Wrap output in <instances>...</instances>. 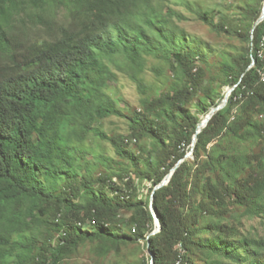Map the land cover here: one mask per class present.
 Returning <instances> with one entry per match:
<instances>
[{"label": "trees", "instance_id": "obj_1", "mask_svg": "<svg viewBox=\"0 0 264 264\" xmlns=\"http://www.w3.org/2000/svg\"><path fill=\"white\" fill-rule=\"evenodd\" d=\"M263 1L234 18L195 11L245 45L222 51L207 79L206 42L175 24L165 0H0V264H62L87 242L99 256L146 245L150 201L161 225L148 237L152 264H264V238L228 219L236 207L264 217V150L249 148L264 143ZM147 56L167 64L168 86L144 77ZM112 66L144 95L138 108L107 92ZM223 86L226 104L192 146ZM110 116L126 120V135L102 128Z\"/></svg>", "mask_w": 264, "mask_h": 264}, {"label": "rangeland", "instance_id": "obj_2", "mask_svg": "<svg viewBox=\"0 0 264 264\" xmlns=\"http://www.w3.org/2000/svg\"><path fill=\"white\" fill-rule=\"evenodd\" d=\"M167 6L174 10L177 14L181 15V19L174 18L177 26L184 29L187 33L195 35L204 40L209 48L206 57L207 62L202 66L206 68V78H212L219 73V61L221 59L220 53L222 51H240L245 45L242 44L236 37L232 35L217 34L211 31L207 24L200 21L195 11L196 10H214L218 15L226 14L228 17L234 18L238 15L240 6L246 0H165ZM152 68H158L161 76H157ZM109 80L107 92L118 100L119 106L127 109H135L139 107V100L144 95L139 93L136 86L127 78L125 74L118 71L114 66L111 67L107 73ZM144 77L148 82L155 85L166 87L171 82V73L167 66L160 60L147 56L146 70ZM214 84L215 81H212ZM230 89L228 86H223L220 90L224 93ZM223 99V98H222ZM221 99V100H222ZM218 103H220V101ZM213 107V106H212ZM211 107H209L210 110ZM192 111H196L195 107L190 106ZM203 117V116H201ZM102 128L109 134L126 135L128 133L127 123L124 118L110 116L107 117L102 123ZM90 144L97 151H104L106 154L118 159L114 154L112 146L105 142H96L90 138ZM143 145L139 142L129 144V148L137 151L138 146ZM249 148L257 153L264 150V143L256 142L249 146ZM192 158V156H189ZM150 183L144 181L140 186V196L144 199L150 192ZM228 219L232 223H236L242 233L264 238V217L247 216L243 215V209L236 207L232 208L228 214ZM126 218V214L119 219ZM94 243L81 244L76 252L65 258L62 264H129L139 262L143 259L149 261V252L145 245L144 240H138L134 243L122 244L118 252L109 251L105 256H99L95 251Z\"/></svg>", "mask_w": 264, "mask_h": 264}, {"label": "water", "instance_id": "obj_3", "mask_svg": "<svg viewBox=\"0 0 264 264\" xmlns=\"http://www.w3.org/2000/svg\"><path fill=\"white\" fill-rule=\"evenodd\" d=\"M263 16H264V1H263V7H262L261 15H260L259 18L257 19L256 23L259 22V21H261L262 18H263ZM231 91H232V88L228 89V90L224 93L223 99L220 101V103H218L217 105H215V106H213V107L210 108L209 112L205 115L204 123H200V122H199V123L197 124L195 134H194V136H193V138H192V143H191L192 146L194 145V142H195V139H196V134L200 131V128H201L200 126L204 127V126L207 124L208 120L210 119L211 115H212L215 111H217L218 109L222 108V107L226 104V102H227V98H228V96H229V94H230ZM191 154H192V151L190 150L187 154H185L184 157H189V156H191ZM180 162H181V160L178 161V162L176 163V165L179 164ZM176 165L170 169V172H169L168 174L165 175V177L162 179V181H161L159 184H157L156 186H154L153 191L156 190V189H158V188H160V187H162V186H164V185H166V184L168 183L169 178H170V176H171L173 170L175 169ZM153 191H152V193H153ZM152 193H151V195H152ZM149 211H150V213H151V215H152V218H153V225H154V228H153V230H152V231L146 236V247H147V248H148V246H149V239H148V237H149L150 235H154L155 233L159 232V231H160V228H161V225H160V223H159V220H158V218H157V215L155 214V212L153 211V209H152V207H151V201H150V204H149ZM149 256H150V264H152V255H151V253H149Z\"/></svg>", "mask_w": 264, "mask_h": 264}, {"label": "bare ground", "instance_id": "obj_4", "mask_svg": "<svg viewBox=\"0 0 264 264\" xmlns=\"http://www.w3.org/2000/svg\"><path fill=\"white\" fill-rule=\"evenodd\" d=\"M204 119H205V115L203 116V117H201V119H200V123H204ZM200 127H202V126H200ZM134 141V140H133Z\"/></svg>", "mask_w": 264, "mask_h": 264}, {"label": "built area", "instance_id": "obj_5", "mask_svg": "<svg viewBox=\"0 0 264 264\" xmlns=\"http://www.w3.org/2000/svg\"><path fill=\"white\" fill-rule=\"evenodd\" d=\"M178 245H179V244H178ZM178 245H177V246H178ZM177 246H176V247H177ZM174 264H180V260H175V261H174Z\"/></svg>", "mask_w": 264, "mask_h": 264}]
</instances>
